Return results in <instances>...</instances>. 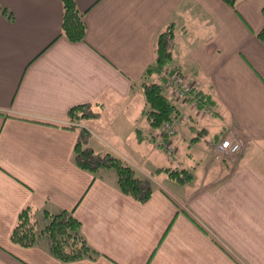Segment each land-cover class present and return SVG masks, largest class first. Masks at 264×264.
<instances>
[{
	"label": "crops",
	"instance_id": "crops-1",
	"mask_svg": "<svg viewBox=\"0 0 264 264\" xmlns=\"http://www.w3.org/2000/svg\"><path fill=\"white\" fill-rule=\"evenodd\" d=\"M74 1L86 23L80 42L60 35L61 0H0L12 14L0 10V264H264V44L255 36L264 0H238L236 11L220 0ZM171 21L179 32L171 66L214 109L165 89L188 119L163 156L146 137L140 94L155 37ZM82 103L100 113L83 123L90 145L149 178L147 202L122 194L112 169L93 174L73 163L76 130L65 116ZM225 138L242 149L213 160L210 143ZM182 143L186 166L176 157ZM169 166L192 171V180L153 175ZM26 206L36 218L72 210L97 254L61 262L45 236L31 247L13 243Z\"/></svg>",
	"mask_w": 264,
	"mask_h": 264
},
{
	"label": "trees",
	"instance_id": "trees-1",
	"mask_svg": "<svg viewBox=\"0 0 264 264\" xmlns=\"http://www.w3.org/2000/svg\"><path fill=\"white\" fill-rule=\"evenodd\" d=\"M231 10L236 11L238 0H220ZM63 6L60 35L71 42L84 40L86 23L84 12L80 11L74 0H61ZM0 10L7 17L12 14L5 8ZM256 38L264 44V25L255 33ZM179 41V32L173 21L167 23L156 35L154 40L153 62L143 72L142 94L144 98L143 115L147 124L146 137L159 147L167 138L158 139V132L164 122L179 113V108L165 92L166 74L176 69L171 66L174 57L173 48ZM198 98L196 109H214V100L211 96L194 92ZM95 104L82 103L71 106L66 112L68 128L76 130V139L73 147V163L80 169L90 173L100 170L114 169L116 184L119 191L138 203L147 202L152 194L153 186L149 178L140 177L135 170L118 156L111 152H98L90 145L91 132L83 125L86 120L97 119L99 111L94 109ZM207 133L200 129L195 139L201 140ZM164 173L179 185H185L193 178L192 171L184 167H158L153 175ZM45 236L51 255L61 262L71 261L82 257H93L97 252L91 248L80 231V221L72 210L60 209L50 212L42 211L41 218L33 215L28 206L22 208L12 228L10 240L22 247L33 246L39 237Z\"/></svg>",
	"mask_w": 264,
	"mask_h": 264
},
{
	"label": "built area",
	"instance_id": "built-area-1",
	"mask_svg": "<svg viewBox=\"0 0 264 264\" xmlns=\"http://www.w3.org/2000/svg\"><path fill=\"white\" fill-rule=\"evenodd\" d=\"M165 88L170 90L171 94L177 100L186 101L189 100L191 106L196 107L198 98L193 95V87L191 83L182 75L179 71L175 70L166 74ZM204 112H208L207 108L203 109ZM187 114L179 111V113L173 115L170 120L164 122L158 132V139L166 137L167 139L172 137L175 130L187 121ZM243 146L241 140L225 138L218 143H210V147L213 149V160H225L238 153ZM163 148L168 153H172V147L169 142H163Z\"/></svg>",
	"mask_w": 264,
	"mask_h": 264
},
{
	"label": "rangeland",
	"instance_id": "rangeland-1",
	"mask_svg": "<svg viewBox=\"0 0 264 264\" xmlns=\"http://www.w3.org/2000/svg\"><path fill=\"white\" fill-rule=\"evenodd\" d=\"M166 90H168V89H166ZM169 91V93L171 94V92H170V90H168ZM172 95V94H171ZM140 96H142V92H141V94H140ZM182 112H184V111H182ZM201 113H199V115H202V116H204V114H203V112L202 111H200ZM185 113V112H184ZM203 119H205V120H207V119H209V118H211V116H207V115H205L204 117H202ZM206 138H202L200 141V143H203L204 142V140H205ZM160 150H162V151H164L163 149H162V147H160ZM162 151H161V154L163 155V156H166L167 154H166V152L164 151L163 153H162ZM164 153L166 154V155H164ZM187 153H188V146H187V144H185V143H182L180 146H179V150H178V154L176 155V157H179V159H180V161L186 166V165H188V163L190 162V160H188V155H187ZM259 162H261V161H259ZM264 162V161H263ZM167 165H169V164H167ZM170 167V166H169ZM113 171H114V169H112ZM157 180L158 181H163V177L162 176H159V177H157ZM162 183V182H161ZM163 183H164V181H163Z\"/></svg>",
	"mask_w": 264,
	"mask_h": 264
}]
</instances>
